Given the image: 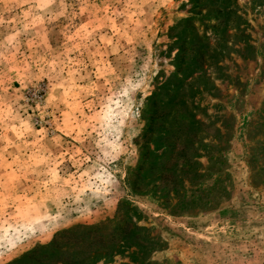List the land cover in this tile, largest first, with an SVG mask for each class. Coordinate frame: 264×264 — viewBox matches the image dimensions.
Returning a JSON list of instances; mask_svg holds the SVG:
<instances>
[{
    "label": "rangeland",
    "instance_id": "rangeland-1",
    "mask_svg": "<svg viewBox=\"0 0 264 264\" xmlns=\"http://www.w3.org/2000/svg\"><path fill=\"white\" fill-rule=\"evenodd\" d=\"M0 264H264V0H0Z\"/></svg>",
    "mask_w": 264,
    "mask_h": 264
}]
</instances>
